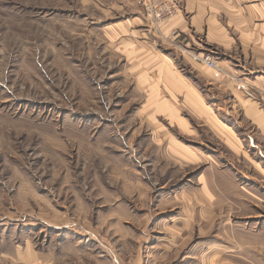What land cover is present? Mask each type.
I'll use <instances>...</instances> for the list:
<instances>
[{
	"label": "rangeland",
	"instance_id": "374dc122",
	"mask_svg": "<svg viewBox=\"0 0 264 264\" xmlns=\"http://www.w3.org/2000/svg\"><path fill=\"white\" fill-rule=\"evenodd\" d=\"M186 4L0 0V264H264L261 128L192 57L258 94Z\"/></svg>",
	"mask_w": 264,
	"mask_h": 264
},
{
	"label": "crops",
	"instance_id": "0c3cea01",
	"mask_svg": "<svg viewBox=\"0 0 264 264\" xmlns=\"http://www.w3.org/2000/svg\"><path fill=\"white\" fill-rule=\"evenodd\" d=\"M188 17L179 21L163 24V29L177 27L187 34L194 29L197 40H203L209 48H222L229 54L228 65L234 75L245 74L250 86L258 95L243 97L237 80L223 76L214 67H208L203 61L198 62L199 76L213 87L224 86L225 94H233L245 104V114L261 128L259 145L264 139V0H186ZM191 25V27H190ZM162 26V25H161ZM195 40L193 35H189ZM199 41V42H200ZM196 42V40H195ZM208 48V49H209ZM209 50L197 52L199 55ZM190 59V58H189ZM225 65V63H223ZM163 65V64H162ZM171 70V67H169ZM202 75L204 77H202ZM183 84L182 82H178ZM237 85V87H236ZM184 87H191L184 80ZM238 88V90H237ZM248 93L247 91H245ZM190 93H187L189 100ZM201 112L211 109L199 97L197 107ZM225 125V124H224Z\"/></svg>",
	"mask_w": 264,
	"mask_h": 264
},
{
	"label": "built area",
	"instance_id": "2783aa9c",
	"mask_svg": "<svg viewBox=\"0 0 264 264\" xmlns=\"http://www.w3.org/2000/svg\"><path fill=\"white\" fill-rule=\"evenodd\" d=\"M150 7L156 8L155 14L159 20L166 19L172 16L176 12V5L172 2H163L155 5H151ZM198 58L203 61L208 67H216L217 61L211 52H205L202 55H199Z\"/></svg>",
	"mask_w": 264,
	"mask_h": 264
}]
</instances>
